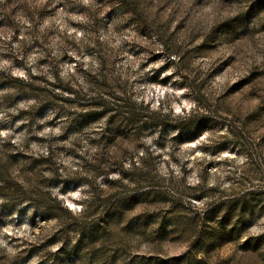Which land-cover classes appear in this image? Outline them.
Here are the masks:
<instances>
[{
  "label": "rangeland",
  "instance_id": "rangeland-1",
  "mask_svg": "<svg viewBox=\"0 0 264 264\" xmlns=\"http://www.w3.org/2000/svg\"><path fill=\"white\" fill-rule=\"evenodd\" d=\"M0 264H264V0H0Z\"/></svg>",
  "mask_w": 264,
  "mask_h": 264
},
{
  "label": "trees",
  "instance_id": "trees-1",
  "mask_svg": "<svg viewBox=\"0 0 264 264\" xmlns=\"http://www.w3.org/2000/svg\"><path fill=\"white\" fill-rule=\"evenodd\" d=\"M138 105H139L140 107H142V108H143V107H145V108H148V107H149L148 104L144 105L143 101L139 102Z\"/></svg>",
  "mask_w": 264,
  "mask_h": 264
}]
</instances>
